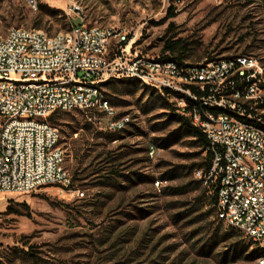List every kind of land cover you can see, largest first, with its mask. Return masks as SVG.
<instances>
[{
    "label": "rangeland",
    "instance_id": "rangeland-1",
    "mask_svg": "<svg viewBox=\"0 0 264 264\" xmlns=\"http://www.w3.org/2000/svg\"><path fill=\"white\" fill-rule=\"evenodd\" d=\"M36 1L0 0V35L69 31L80 6L86 24L115 28L143 54L188 64L251 55L264 69V0ZM141 83L101 87L116 116L130 119L125 129H105L103 113L52 117L72 185L0 191V264H261L264 248L246 232L224 221L212 231L209 189L188 191L206 153L173 99Z\"/></svg>",
    "mask_w": 264,
    "mask_h": 264
},
{
    "label": "built area",
    "instance_id": "built-area-1",
    "mask_svg": "<svg viewBox=\"0 0 264 264\" xmlns=\"http://www.w3.org/2000/svg\"><path fill=\"white\" fill-rule=\"evenodd\" d=\"M72 10L75 18H85L80 6ZM10 29L11 36L0 35V191L70 188L65 150L49 118L59 111L103 113L104 128L118 129L130 119L117 117L109 103L96 106L103 90L78 89V80L103 86V80L119 73H135L136 79L159 86L164 93L178 87L198 97L195 108L172 97L185 117L186 111L194 112L192 124L209 143L210 165L195 175L210 194L216 191L218 217L228 225H244L249 237L264 246V132H253L244 123V115H256L264 123V69L257 59L237 55L198 64L173 60V66L152 71V61L159 57L133 50V40L113 27L73 24L71 32H60L59 40L36 29ZM169 70L186 76V83L170 81ZM33 80H43V87H33ZM56 80H68V87L53 90ZM201 103H209V110H201ZM211 103L235 106L243 119L212 112ZM151 149L154 155L157 148Z\"/></svg>",
    "mask_w": 264,
    "mask_h": 264
},
{
    "label": "bare ground",
    "instance_id": "bare-ground-1",
    "mask_svg": "<svg viewBox=\"0 0 264 264\" xmlns=\"http://www.w3.org/2000/svg\"><path fill=\"white\" fill-rule=\"evenodd\" d=\"M28 5L33 8L37 9V1L36 0H27ZM35 4V8L33 4ZM81 23L80 25H85V18H80ZM73 27V26H72ZM64 32H71L64 31ZM5 36H11V29L7 32ZM47 37H50L51 40H59L60 32L55 35H48ZM132 42V41H131ZM160 66H173V60L170 59H161V58H155V61H152V71H160ZM260 69H263L260 65ZM124 78H135V73H119L118 76L114 79H124ZM169 78L172 82H178V83H186V76H183L182 73L178 72L177 70H169ZM108 80H103V83H105ZM142 83L143 80H140ZM153 88H156L160 91L159 86H152ZM33 87H43V80H33ZM65 87H68V80H56L53 81V90H61ZM90 91H101L102 90V82H95V81H89V80H78V89H85L87 88ZM169 93L172 95V97H176L178 101L185 102V105L187 108H195L199 106V99L198 97H192V95H187V92L184 91L182 88L178 87H170ZM109 103V101L106 99L105 95L103 94L101 97L96 98V106H106ZM177 110L180 114L184 115L182 112V106H176ZM201 110H209V103H201ZM211 111L217 112V114L225 117H234L236 115V119H243V112H236L235 106H227L223 103H211ZM186 117L189 118L191 123H193L194 120V112L193 111H186ZM244 123L249 124L252 126L253 132H264V123H261L260 120L256 117V115H244ZM128 125V120L122 121L120 125H118V129H111L113 131L122 130L125 129ZM55 137L61 138L60 130L55 129ZM153 148H155L152 145ZM149 153L152 155V149L151 146H149ZM233 227H236L244 232H246L249 235V230L245 228L242 224H235L231 225ZM255 242L258 243V240L256 238L251 237ZM264 248V246H262ZM259 263L264 264V257L259 259Z\"/></svg>",
    "mask_w": 264,
    "mask_h": 264
},
{
    "label": "trees",
    "instance_id": "trees-1",
    "mask_svg": "<svg viewBox=\"0 0 264 264\" xmlns=\"http://www.w3.org/2000/svg\"><path fill=\"white\" fill-rule=\"evenodd\" d=\"M55 11H59V10H55ZM170 47H171V49L174 50L175 44H174V43L171 44ZM159 58H161V59H170V60H174V61L178 62L179 64H185V62L183 61L182 55L169 56V57H159ZM127 79H129V81H138L139 83H141V81H140L139 79H136V78H132V79H131V78H127ZM120 81H123V79H120V80H118V79H111V80L106 81L103 85H107V84L112 83V82H120ZM141 84H142V83H141ZM143 85H144V84H143ZM144 86H145V87H148V86H146V85H144ZM148 88H149V87H148ZM163 95L172 98V95H171L170 93H168V92L163 93ZM55 114H56V113H55ZM55 114H53V115L49 118L50 121H51L52 117H53ZM179 118H180V122H181V124L184 125V127L186 128V130H187L192 136H194V137L196 138V141L198 142L199 146L202 147V149H203L204 152L206 153V159H207V160H206V165H204V166L199 165V168H197V169H207V167L210 165V162H211V160H212V155H211V153H210V151H209V149H208V145H209V143H208V140H207V138H206V135L204 134V132H203L200 128L194 126V125L191 123V121L189 120V118L185 117V116L182 115V114H180ZM195 168H196V167H194V168L192 169V171L195 170ZM197 169H196V170H197ZM196 170H195V171H196ZM195 171H194V172H195ZM191 183H194L195 185L192 186L191 188H189L188 191L196 190V189L199 188V185H200L201 183L203 184L202 180L199 179V178H198L197 180H193ZM205 192H207V190H206V191H205V190H202V194H203V195L205 194ZM216 203H217V195H216V191H214V193L211 194L210 207L208 208V210H206L205 213H206L207 216H208V215H212V216L214 217V220H213L212 223H217V224H216V227H215V228H212V231L214 232L215 235H217V233H219V231H221V223H222V221H223L222 219H220V218L218 217ZM224 233H227V232H224ZM253 242H254V241H253ZM254 243H255L256 245H258V243H256V242H254ZM259 247H260V246H259ZM257 249H258V250H255V252L260 251V248H257ZM261 249H262V248H261ZM263 250H264V249H263ZM258 256H259V255H258Z\"/></svg>",
    "mask_w": 264,
    "mask_h": 264
}]
</instances>
